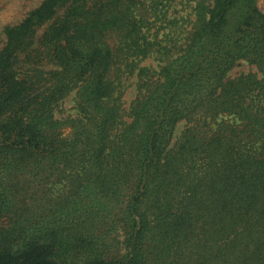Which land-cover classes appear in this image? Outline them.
<instances>
[{
    "label": "trees",
    "instance_id": "obj_1",
    "mask_svg": "<svg viewBox=\"0 0 264 264\" xmlns=\"http://www.w3.org/2000/svg\"><path fill=\"white\" fill-rule=\"evenodd\" d=\"M259 1L42 0L4 26L0 264H264Z\"/></svg>",
    "mask_w": 264,
    "mask_h": 264
},
{
    "label": "rangeland",
    "instance_id": "obj_2",
    "mask_svg": "<svg viewBox=\"0 0 264 264\" xmlns=\"http://www.w3.org/2000/svg\"><path fill=\"white\" fill-rule=\"evenodd\" d=\"M42 0H0V46L4 40L3 28L8 23H15L21 20L25 14L32 8L36 7ZM260 7L264 10V0L259 1ZM188 10V8L186 9ZM152 64L154 68L157 65L156 60L147 59L143 64ZM252 68V66L244 60H241L238 65H236L232 71L231 75H236L240 72H247ZM137 76L134 75L127 82V86L125 89L124 98L126 100V106L129 105L130 101L135 97L138 91V82ZM65 107L68 109V112L74 113L76 109L75 100L73 95L67 97L65 102ZM185 126V122L182 121L179 123V126L176 131V135L178 136Z\"/></svg>",
    "mask_w": 264,
    "mask_h": 264
}]
</instances>
